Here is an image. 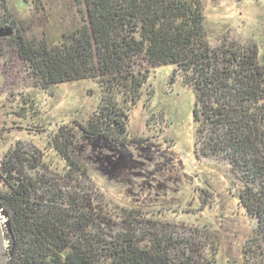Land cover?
I'll return each instance as SVG.
<instances>
[{"label": "trees", "instance_id": "trees-1", "mask_svg": "<svg viewBox=\"0 0 264 264\" xmlns=\"http://www.w3.org/2000/svg\"><path fill=\"white\" fill-rule=\"evenodd\" d=\"M75 1L82 22L57 44L25 39L8 17L0 21V37L12 38L42 88L98 80L104 93L100 122L108 125H76L84 136L119 143L118 149L140 141L127 133L121 138L127 128L119 119L118 131L108 128L105 110L118 106V96L135 103L152 69L176 65L197 95L198 156L228 166L240 183V205L257 221L260 232L245 243L238 264H264V65L257 47L227 36L212 45L203 0ZM59 141L56 136L52 143L64 161L62 183L32 176L18 150L9 149L0 162L10 264H217L218 243L208 228L181 237L162 218L108 202L70 153L73 142Z\"/></svg>", "mask_w": 264, "mask_h": 264}, {"label": "rangeland", "instance_id": "rangeland-1", "mask_svg": "<svg viewBox=\"0 0 264 264\" xmlns=\"http://www.w3.org/2000/svg\"><path fill=\"white\" fill-rule=\"evenodd\" d=\"M203 5L212 45L227 36L256 46L264 65V0H203ZM78 8L75 0H0V21L8 17L25 39H46L54 45L81 24ZM11 42V37H0V162L9 149L18 150L28 158L26 169L32 176L62 183L58 174L64 161L52 140H70V153L88 169L95 190L108 202L162 218L181 237H194L206 227L218 243L217 264H238L243 246L256 235L257 221L240 205V183L228 166L198 156L197 95L176 65L152 69L135 103H122L118 96V106L105 110L110 113L108 128L118 131L114 120L119 119L127 128L121 138L127 133L128 139L140 141L118 149L119 143L84 136L76 125L102 124L99 81L80 79L42 88ZM81 185L89 186L87 181ZM7 220L1 209L4 229ZM8 245L5 236V251Z\"/></svg>", "mask_w": 264, "mask_h": 264}, {"label": "water", "instance_id": "water-1", "mask_svg": "<svg viewBox=\"0 0 264 264\" xmlns=\"http://www.w3.org/2000/svg\"><path fill=\"white\" fill-rule=\"evenodd\" d=\"M1 210V208H0ZM10 224L9 221L7 220L5 223V228H9ZM5 229L3 228L2 225H0V264H10L9 263V258L8 255L6 254L5 248H4V241H5V236L6 235Z\"/></svg>", "mask_w": 264, "mask_h": 264}]
</instances>
